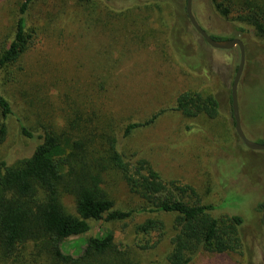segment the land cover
<instances>
[{"label":"rangeland","instance_id":"obj_1","mask_svg":"<svg viewBox=\"0 0 264 264\" xmlns=\"http://www.w3.org/2000/svg\"><path fill=\"white\" fill-rule=\"evenodd\" d=\"M22 1L0 0V46L14 31V15ZM186 2L93 0L77 6L76 0H35L29 15L37 31L33 44L19 65L0 72V93L15 113L6 120L0 161L14 164L34 151L37 142L21 134L17 116L36 134L63 130L71 119L98 133L111 124L108 131L117 134L129 123L172 107L181 92L213 94L220 104L216 119L187 118L168 111L150 127L123 139L121 149L138 152L164 180L194 187L202 202L217 207V215L243 219L244 256L204 252L191 264H264V152L244 145L232 111L231 87L240 51L210 47L187 20ZM135 6L143 8L142 29L149 37L144 43L136 31L126 37L120 34L125 28L117 32L104 24L109 9ZM193 13L210 35L244 42L246 61L238 85L241 124L249 140L264 143V39L239 32L238 26L250 27L240 23L235 11L223 16L210 0H193ZM178 17L184 31L182 46L171 38ZM136 28L128 25L126 30ZM107 183L117 208L144 206L120 177H111ZM149 217L164 222L165 234L155 248L142 250L139 246L146 245V239L153 244L158 238L157 233L145 237L135 231ZM175 219L176 214H137L123 222H96L90 234L109 228L119 244L133 248L137 261L169 264L165 258L176 234Z\"/></svg>","mask_w":264,"mask_h":264},{"label":"trees","instance_id":"obj_2","mask_svg":"<svg viewBox=\"0 0 264 264\" xmlns=\"http://www.w3.org/2000/svg\"><path fill=\"white\" fill-rule=\"evenodd\" d=\"M76 1L77 6H85L93 0ZM210 1L225 17L237 12L240 23L250 27L247 30L243 25L238 26L239 32L264 39V0ZM34 4L35 0H23L18 5L14 31L0 46V72L19 65L33 44L37 31L31 26L29 15ZM145 8L148 10L149 6ZM142 9L141 6L122 11L109 9V19L104 24L117 32L125 28L120 34L125 33L126 37L136 31L144 43L149 37L142 29L141 21L145 20ZM185 16L189 21L186 11ZM180 18L173 23L171 38L181 45L184 31ZM128 25L138 28L126 30ZM211 36L217 40L227 39ZM178 44L175 46L180 52L182 45ZM219 107L213 94L184 91L178 94L172 107L142 122L129 123L117 134L108 131L112 129L111 124L108 130L103 128L105 132L98 133L88 131V126H77L74 119L63 130L36 134L17 116L21 134L37 143L30 157L10 165L0 161V264H153L137 261L133 248L119 244L109 228L102 227L90 234L96 222H123L144 213L176 214V234L165 258L169 264H191L204 252L244 256L247 243L240 216L217 215V207L202 202L194 187L177 180H164L149 160L138 152L127 153L120 145L123 139L150 127L168 111L187 118L216 119ZM0 111L2 144L7 136L6 120L15 113L10 101L1 93ZM114 176L120 177L144 206L117 208L106 189L107 182ZM263 208L264 203L262 211ZM164 230V222L154 217L136 225L135 231L140 235L158 234L153 244L150 238L146 239V245L139 246L140 249L155 248Z\"/></svg>","mask_w":264,"mask_h":264},{"label":"water","instance_id":"obj_3","mask_svg":"<svg viewBox=\"0 0 264 264\" xmlns=\"http://www.w3.org/2000/svg\"><path fill=\"white\" fill-rule=\"evenodd\" d=\"M186 13L191 25L194 29L201 35V37L206 41V43L214 48L220 50H230L233 48L238 47L240 51V63L234 77V81L231 87V102H232V111H233V118L235 123V130L238 137L242 140L244 145L253 151H263L264 152V143H257L249 140L242 128L241 124V116L239 111V104H238V85L241 79V75L244 70L245 61H246V51H245V44L239 38L227 39V40H217L214 39L207 31H205L201 25L198 23L197 19L193 14V0H187L186 4ZM262 227L264 230V208L262 211L261 216Z\"/></svg>","mask_w":264,"mask_h":264},{"label":"flooded vegetation","instance_id":"obj_4","mask_svg":"<svg viewBox=\"0 0 264 264\" xmlns=\"http://www.w3.org/2000/svg\"><path fill=\"white\" fill-rule=\"evenodd\" d=\"M194 14V13H193ZM195 16V15H194ZM195 18L197 19V17L195 16ZM197 21H198V19H197ZM190 22V21H189ZM199 23V22H198ZM191 24V23H190ZM200 24V23H199ZM201 25V24H200ZM193 27V26H192ZM194 28V27H193ZM203 28V27H202ZM205 30V29H204ZM206 31V30H205ZM225 40H227V39H225Z\"/></svg>","mask_w":264,"mask_h":264}]
</instances>
